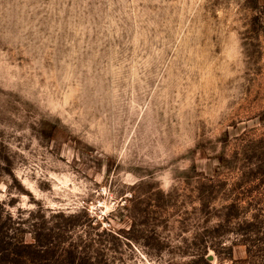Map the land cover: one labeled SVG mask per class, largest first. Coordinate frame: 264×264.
Returning a JSON list of instances; mask_svg holds the SVG:
<instances>
[{"label": "rangeland", "instance_id": "rangeland-1", "mask_svg": "<svg viewBox=\"0 0 264 264\" xmlns=\"http://www.w3.org/2000/svg\"><path fill=\"white\" fill-rule=\"evenodd\" d=\"M257 168L264 0H0V203L26 243L77 245L76 264L264 263L243 261L254 216L264 234Z\"/></svg>", "mask_w": 264, "mask_h": 264}, {"label": "trees", "instance_id": "trees-1", "mask_svg": "<svg viewBox=\"0 0 264 264\" xmlns=\"http://www.w3.org/2000/svg\"><path fill=\"white\" fill-rule=\"evenodd\" d=\"M255 171L264 178V168H257ZM256 219L254 216L252 221L246 224L248 227L253 228L252 231L242 235L245 237L242 242L246 247L247 256L243 261L252 258L255 252L264 251V234L254 229ZM16 224L18 226L14 227ZM20 226L21 224L16 221V218H12L7 211L5 212L3 204L0 203V264H76L80 256L77 245H70L66 249L63 247L58 253L59 247L55 239L52 235L44 236L46 232L43 231H40L37 237H34L33 243H26L24 239L26 232L22 231L19 228ZM41 236L44 237L43 242L40 240ZM47 236L48 239L45 238ZM205 255L206 253L199 257L203 262H207L204 258ZM90 260L92 261L90 262ZM86 264L96 263L90 258Z\"/></svg>", "mask_w": 264, "mask_h": 264}]
</instances>
